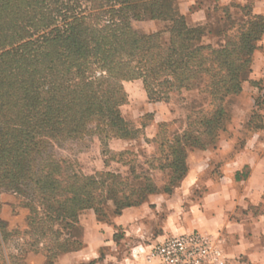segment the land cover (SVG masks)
I'll return each instance as SVG.
<instances>
[{"label": "trees", "instance_id": "obj_1", "mask_svg": "<svg viewBox=\"0 0 264 264\" xmlns=\"http://www.w3.org/2000/svg\"><path fill=\"white\" fill-rule=\"evenodd\" d=\"M243 11L239 20L226 13L237 33L223 30V45L214 47L203 41L211 34L204 33L209 14L205 26H189L176 0H0V194H14L30 210L23 235H30L32 252L51 263L82 246L83 212L98 214L110 203L119 215L159 193L147 177L85 176L54 154L86 136L102 143L135 134L119 112L127 100L123 81L142 80L153 101H168L173 90L196 91L189 113L201 119L187 117L186 130L160 144L171 171L163 193L171 194L188 172L186 149L203 147V137L220 129L223 104L252 72L264 16ZM216 19L218 26L223 20ZM142 20L167 22L168 40L134 31L132 22ZM7 235L0 223V241Z\"/></svg>", "mask_w": 264, "mask_h": 264}, {"label": "rangeland", "instance_id": "obj_2", "mask_svg": "<svg viewBox=\"0 0 264 264\" xmlns=\"http://www.w3.org/2000/svg\"><path fill=\"white\" fill-rule=\"evenodd\" d=\"M245 1H234L229 5H225L214 0H202L192 6L190 11L202 7L206 9V13L210 16V23L207 21L210 25L207 26L206 30L204 29V33L210 30L211 34L204 38L205 44L219 47L223 45V30L227 31H225L226 35L237 33L238 28L229 29V22H227L225 16L229 12L234 19H243L246 13L243 8L250 9L253 0ZM176 3L178 6L179 0H176ZM84 7H89V4L82 2V8ZM214 17L217 19L222 18L223 21L215 26ZM207 22L205 21L199 26H205ZM167 28L168 23L161 20L132 22V29L137 33L146 35L162 33V42L167 41L169 38ZM256 45L257 57L255 61L260 66L264 63L262 57L264 40L261 38ZM252 72L248 76V81L243 84L242 92L228 98L223 104L224 116L221 120L220 129L214 132L213 137H203L205 144L203 147L186 149L187 160L190 157L200 160L206 156L204 152L208 150L214 151L218 159L228 151L229 156L234 157L246 148L252 150L250 145L254 142L262 143L259 144L262 147L253 150L258 151L260 157H264V134L262 137H255L260 131H264V66L255 74ZM122 86L127 100L119 108V112L135 134L125 139L110 138L102 143L96 136H86L81 141L63 143L54 149V154L59 159L70 161L73 164L74 171L82 175L89 176L100 172H112L127 179L138 177L140 180L147 177L159 189V193L153 195H169L163 193L164 187L168 185L171 177V171L165 167L167 161L164 158L168 148L166 146L160 147V144L162 140H171L173 134H181L186 130L189 122L187 117L190 118V121L201 119L200 114L192 115L189 113L192 100L196 97V91L187 92L182 90L177 92L173 90L168 93L169 99L165 102L164 100H149L140 79L123 81ZM157 90L159 89L157 88ZM200 105H204L202 108L206 110V103ZM258 170L264 173V162L258 164ZM249 172V165L235 171V181H244ZM180 183L172 188V192L179 188ZM112 212L113 209L109 203V207L102 208L98 214H95L92 210L80 214L78 240L81 245H83L85 229L91 226V222L95 219L101 223H110L114 216ZM30 215V210L23 206L22 199L11 193L0 194V223L4 232L9 233L5 240L0 241V264H52L60 256L68 253L58 254L50 263L51 259L45 253L32 252L28 245L31 242L30 235H23L28 229ZM123 235L124 233L121 230L115 233V244L111 245L112 252L125 253L128 244L124 242ZM167 237H164L163 240ZM156 243H150L149 246ZM140 253L145 256L144 251L140 250ZM225 260L227 264L226 255ZM60 264L68 263L67 261H61Z\"/></svg>", "mask_w": 264, "mask_h": 264}, {"label": "crops", "instance_id": "obj_3", "mask_svg": "<svg viewBox=\"0 0 264 264\" xmlns=\"http://www.w3.org/2000/svg\"><path fill=\"white\" fill-rule=\"evenodd\" d=\"M198 1L202 0H179V12L190 26L206 21L205 8L190 11ZM214 1L229 5L241 0ZM250 8L254 15L264 16V0H253ZM256 57L255 52L251 66L254 74L264 66L256 63ZM263 134L260 131L255 137ZM259 144L252 143V150L246 148L234 157L228 151L218 159L214 151L208 150L200 160L188 158V172L179 188L170 195H150L146 203L122 210L110 223L94 219L85 229L82 247L52 264H147L140 250L146 253L150 243L194 230L219 240L227 264H264V173L258 170L264 157L253 150L262 147ZM245 165L250 168L248 177L236 182L235 171ZM118 230L128 244L125 253L112 252Z\"/></svg>", "mask_w": 264, "mask_h": 264}, {"label": "built area", "instance_id": "obj_4", "mask_svg": "<svg viewBox=\"0 0 264 264\" xmlns=\"http://www.w3.org/2000/svg\"><path fill=\"white\" fill-rule=\"evenodd\" d=\"M144 257L147 264H226L218 239L198 231L170 235L149 246Z\"/></svg>", "mask_w": 264, "mask_h": 264}]
</instances>
